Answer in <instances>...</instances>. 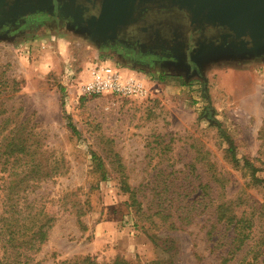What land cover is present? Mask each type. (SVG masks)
<instances>
[{
    "label": "rangeland",
    "instance_id": "obj_1",
    "mask_svg": "<svg viewBox=\"0 0 264 264\" xmlns=\"http://www.w3.org/2000/svg\"><path fill=\"white\" fill-rule=\"evenodd\" d=\"M106 60L96 44L58 26L0 39V218L9 217L10 186L20 192L12 197L22 210L12 242L22 256L7 259L0 244V264L85 257L97 264H220L233 233L216 224L219 203L254 218L257 229L264 223V188L241 168L248 160L264 179V58L209 60L199 78L189 79L115 62L145 83L144 97L78 98L84 70ZM19 124L27 155L6 158L8 132ZM122 175L139 212L120 191ZM46 220V242L28 250ZM262 251L260 264L264 245Z\"/></svg>",
    "mask_w": 264,
    "mask_h": 264
},
{
    "label": "flooded vegetation",
    "instance_id": "obj_2",
    "mask_svg": "<svg viewBox=\"0 0 264 264\" xmlns=\"http://www.w3.org/2000/svg\"><path fill=\"white\" fill-rule=\"evenodd\" d=\"M100 13L98 0H0V39H21L58 26L96 44L108 61L173 72L185 79L199 78L209 60L213 64L242 60L223 53L231 44L230 32L220 27L202 29L189 12L176 7L145 9L125 28L112 30H97ZM202 53L211 55L206 58Z\"/></svg>",
    "mask_w": 264,
    "mask_h": 264
},
{
    "label": "trees",
    "instance_id": "obj_3",
    "mask_svg": "<svg viewBox=\"0 0 264 264\" xmlns=\"http://www.w3.org/2000/svg\"><path fill=\"white\" fill-rule=\"evenodd\" d=\"M3 112H0V115ZM5 127L2 128V131ZM23 125H15L12 129L9 130L8 135L10 141H8L5 145V148L2 154L9 158L11 155L15 154H26V147H25V140L22 137ZM264 132V131H263ZM1 133V131H0ZM228 154L230 155L231 162L235 168L239 167V160L236 158L235 148L232 142L228 143ZM92 158L96 160V167L100 170L101 180H106L105 173L103 171V166L99 162L98 158L92 154ZM117 158V157H115ZM118 159V158H117ZM6 162V161H5ZM118 166L119 159L117 160ZM242 169H246L249 172L250 180L252 184L260 186L264 188V179H260L256 176L258 169L253 167L250 161L244 160L241 166ZM37 174V173H36ZM57 174V171H56ZM120 191L128 196V199L131 201L132 208L136 209V212L141 211V206L135 199V192L134 190L130 189L129 186L126 184L125 178L123 175L120 176ZM23 185H21L22 187ZM20 188V187H19ZM15 186H10L7 189L8 198L6 200V213L9 214L7 218H0V244H2V248H4L6 258H12V261L18 260L15 262H19L21 258V254L18 250L15 249L13 245V241L20 235L19 229V217L22 213V210L17 207V202L12 197L15 195L16 197L20 195L19 191H14ZM23 192V191H22ZM19 198V197H18ZM16 202V203H15ZM261 211L258 215V219L264 220V210L261 208ZM143 215V214H142ZM81 216V215H80ZM158 216H165L168 217V214H158ZM215 216H216V224L222 225L225 231L232 230L233 237L231 242L228 245L230 248L225 257L221 259L220 264H228L229 262L233 261L235 256L244 248L247 247V250L244 256L236 262V264H260V257L263 255L262 247L264 245V223L257 229V225H254V218H250L249 215L246 213H242L240 217H238L232 208V204L226 203H219L215 207ZM78 224L81 226L82 230H84L83 225L81 222ZM51 224L48 220L45 223L41 224L36 231H33L32 238L29 243L28 250H35L37 251L38 248L44 244L48 237V231L51 229ZM8 237L6 239L5 237ZM5 238V242L2 240ZM219 245V243H216ZM215 244V246H216ZM222 248V245H221ZM2 259H5L3 257ZM61 264H97L94 260L90 259L89 257L81 258V259H74L70 261H64ZM112 264H129L128 262L120 259H116L113 261Z\"/></svg>",
    "mask_w": 264,
    "mask_h": 264
},
{
    "label": "water",
    "instance_id": "obj_4",
    "mask_svg": "<svg viewBox=\"0 0 264 264\" xmlns=\"http://www.w3.org/2000/svg\"><path fill=\"white\" fill-rule=\"evenodd\" d=\"M97 30L123 29L145 9L176 7L190 13L202 29L220 27L232 34L228 57L264 58V0H98ZM203 54V53H202ZM208 58L211 54L204 53Z\"/></svg>",
    "mask_w": 264,
    "mask_h": 264
},
{
    "label": "built area",
    "instance_id": "obj_5",
    "mask_svg": "<svg viewBox=\"0 0 264 264\" xmlns=\"http://www.w3.org/2000/svg\"><path fill=\"white\" fill-rule=\"evenodd\" d=\"M80 79L75 91L78 98L99 97L105 94L119 98H141L147 94L143 81L128 75L108 60L89 65Z\"/></svg>",
    "mask_w": 264,
    "mask_h": 264
}]
</instances>
